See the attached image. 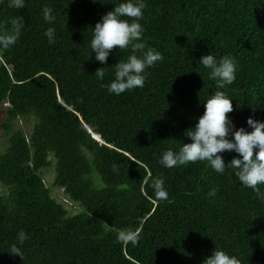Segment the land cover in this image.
<instances>
[{"label":"trees","instance_id":"trees-1","mask_svg":"<svg viewBox=\"0 0 264 264\" xmlns=\"http://www.w3.org/2000/svg\"><path fill=\"white\" fill-rule=\"evenodd\" d=\"M101 2L25 0L17 9L0 0V34L14 31L13 19L20 27L16 43L0 47L7 137L0 151V264H202L215 248L240 264H264V199L231 167L219 174L206 161L171 169L159 163L163 151L190 142L184 131L219 90L199 63L209 52L237 65L236 80L223 89L236 128L251 131L250 115L264 121V0H145L142 42L163 60L146 69L143 88L120 95L106 85L131 49L114 48L107 65L90 50L92 27L114 7ZM49 27L55 43L44 34ZM99 67L103 81L94 75ZM24 118H34L27 129L13 126ZM221 155L227 164L237 154ZM157 178L167 200L154 196L150 181ZM212 188L216 195L208 196ZM122 229L138 232V244L117 243ZM21 230L28 236L22 258L7 252Z\"/></svg>","mask_w":264,"mask_h":264},{"label":"clouds","instance_id":"clouds-1","mask_svg":"<svg viewBox=\"0 0 264 264\" xmlns=\"http://www.w3.org/2000/svg\"><path fill=\"white\" fill-rule=\"evenodd\" d=\"M24 2L25 0H9V6L19 9L24 7ZM107 2H111L114 7L103 14L92 27L90 50L91 54H95L96 61L107 65L108 57L114 48L131 49L132 54L127 59L116 62L114 78L106 85L109 94L120 95L125 91L143 88L146 69L162 61L163 55L142 42L144 28L140 21L146 8L145 0ZM43 19L49 24L55 20L50 7L43 9ZM11 23L14 31L0 34V47L4 49L14 45L20 36L17 21L13 19ZM44 34L49 43H55L54 28H47ZM137 52H140V55H137ZM199 63L209 70V79L216 82V88L219 90L204 99L203 113L196 118L194 126L184 131V136L189 138L190 142H183L178 150L163 151L159 156V163L171 169L206 161L209 167L219 174H223L226 167H231L243 187L252 189L264 199V194L260 193L259 188L264 185V121L257 120L252 115L248 116L246 123L251 129L248 131L245 127L236 128L227 115L233 111V104L223 89L233 84L237 72V65L232 57L217 59L209 52L199 58ZM105 74L104 67L97 68L94 73L101 81L105 79ZM225 151L237 154L227 164L221 155ZM112 167L114 172H119L117 164ZM150 187L156 199H168L162 178L151 180ZM216 192L217 189L212 188L208 196H215ZM27 239V234L21 230L7 252L22 258V246ZM115 239L117 243H130L135 246L139 242V233L132 229H122L116 233ZM202 264H240V260L223 249L215 248L203 259Z\"/></svg>","mask_w":264,"mask_h":264},{"label":"rangeland","instance_id":"rangeland-1","mask_svg":"<svg viewBox=\"0 0 264 264\" xmlns=\"http://www.w3.org/2000/svg\"><path fill=\"white\" fill-rule=\"evenodd\" d=\"M5 117H6V105L4 104V105H0V151L6 146L5 142L7 137L3 134V128H2V124L5 121ZM33 121L34 118L18 119L14 121L13 126L15 128H23L25 130L33 123ZM53 175H54L53 170L46 172V174L44 175L46 178V182L48 184L53 181V177H54ZM2 191H3V187L0 184V192L2 193ZM52 194L56 196L59 201H62L69 206V202L67 201L66 197L63 198L62 189L58 187H52ZM71 208L73 212L77 210L76 206H72Z\"/></svg>","mask_w":264,"mask_h":264},{"label":"bare ground","instance_id":"bare-ground-1","mask_svg":"<svg viewBox=\"0 0 264 264\" xmlns=\"http://www.w3.org/2000/svg\"><path fill=\"white\" fill-rule=\"evenodd\" d=\"M90 132H91V130H90ZM91 133H92V132H91ZM92 136H93L95 139H97V140H99V141H102L98 134H94V133H92Z\"/></svg>","mask_w":264,"mask_h":264}]
</instances>
